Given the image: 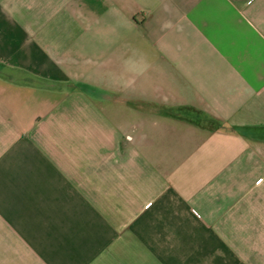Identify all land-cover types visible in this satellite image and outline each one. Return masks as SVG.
I'll return each instance as SVG.
<instances>
[{
	"label": "crops",
	"instance_id": "1",
	"mask_svg": "<svg viewBox=\"0 0 264 264\" xmlns=\"http://www.w3.org/2000/svg\"><path fill=\"white\" fill-rule=\"evenodd\" d=\"M0 264H264V0H0Z\"/></svg>",
	"mask_w": 264,
	"mask_h": 264
}]
</instances>
